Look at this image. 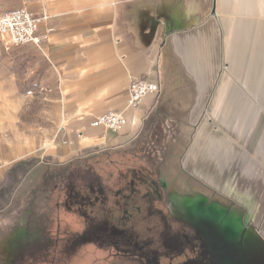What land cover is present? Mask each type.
<instances>
[{
  "label": "crops",
  "instance_id": "crops-1",
  "mask_svg": "<svg viewBox=\"0 0 264 264\" xmlns=\"http://www.w3.org/2000/svg\"><path fill=\"white\" fill-rule=\"evenodd\" d=\"M21 7L40 20L38 42L11 46L22 98L0 129V210L41 158L155 131L168 137L166 174L264 200V0H0V11ZM144 78L161 93L130 105ZM112 110L128 120L120 130L95 124ZM257 232L264 240V219Z\"/></svg>",
  "mask_w": 264,
  "mask_h": 264
},
{
  "label": "rangeland",
  "instance_id": "rangeland-1",
  "mask_svg": "<svg viewBox=\"0 0 264 264\" xmlns=\"http://www.w3.org/2000/svg\"><path fill=\"white\" fill-rule=\"evenodd\" d=\"M13 71L11 45L0 35V129L14 124L21 106L22 90ZM159 132L142 134L126 147L95 146L65 162L41 158L13 203L0 210V264H137L130 258L170 253L161 242L174 246L180 224L198 227L207 239L211 230L233 235L237 226L232 238L250 253L254 239L264 244L257 234L264 200L214 195L174 168L166 174L164 161L172 158L162 151L168 137ZM51 148L48 144L39 154ZM132 192L133 198L146 197L144 213L154 214V221L165 227L150 254L114 238L120 233L111 222L116 203L132 211L125 199Z\"/></svg>",
  "mask_w": 264,
  "mask_h": 264
},
{
  "label": "flooded vegetation",
  "instance_id": "flooded-vegetation-1",
  "mask_svg": "<svg viewBox=\"0 0 264 264\" xmlns=\"http://www.w3.org/2000/svg\"><path fill=\"white\" fill-rule=\"evenodd\" d=\"M134 194L132 192L125 198L132 211L120 210L118 202L115 205L117 213L112 216L111 222L120 233L114 238L125 245H131L136 251L147 250L150 254V250L159 245L158 241L164 237L165 227L154 221V214L144 213L146 197L133 198ZM146 226L148 230L143 232ZM233 232L237 233V226L233 228ZM175 233L177 241L174 246L170 247L167 241L161 242L166 243V248H171L170 253L162 252L154 257L133 256L130 260L137 264H264V244L259 240L254 239L250 253L244 246H240L238 239L233 240L235 233L225 235L222 230H211L210 240L198 227L186 224L177 225ZM143 234L147 237L144 238ZM240 234L244 237L247 233L242 231Z\"/></svg>",
  "mask_w": 264,
  "mask_h": 264
},
{
  "label": "built area",
  "instance_id": "built-area-1",
  "mask_svg": "<svg viewBox=\"0 0 264 264\" xmlns=\"http://www.w3.org/2000/svg\"><path fill=\"white\" fill-rule=\"evenodd\" d=\"M39 19L27 7L8 9L0 14V35L7 45L23 46L38 42ZM29 91L28 94H32ZM161 93L158 80L135 79L129 87L130 105H138L147 94ZM128 122L120 112L108 111L97 117L95 124H103L114 131L120 130Z\"/></svg>",
  "mask_w": 264,
  "mask_h": 264
}]
</instances>
